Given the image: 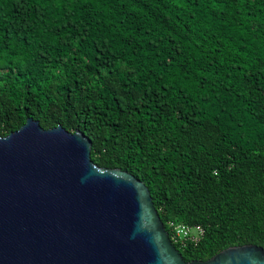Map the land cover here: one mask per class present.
<instances>
[{"label":"trees","instance_id":"obj_1","mask_svg":"<svg viewBox=\"0 0 264 264\" xmlns=\"http://www.w3.org/2000/svg\"><path fill=\"white\" fill-rule=\"evenodd\" d=\"M28 118L202 227L186 262L264 249V0H0V136Z\"/></svg>","mask_w":264,"mask_h":264},{"label":"water","instance_id":"obj_2","mask_svg":"<svg viewBox=\"0 0 264 264\" xmlns=\"http://www.w3.org/2000/svg\"><path fill=\"white\" fill-rule=\"evenodd\" d=\"M90 152L82 132L32 118L0 136V264H264L256 245L186 262L144 183Z\"/></svg>","mask_w":264,"mask_h":264},{"label":"built area","instance_id":"obj_3","mask_svg":"<svg viewBox=\"0 0 264 264\" xmlns=\"http://www.w3.org/2000/svg\"><path fill=\"white\" fill-rule=\"evenodd\" d=\"M169 228L171 229L170 240L178 251L185 249L187 245H197L204 237V230L200 226H187L170 222Z\"/></svg>","mask_w":264,"mask_h":264}]
</instances>
